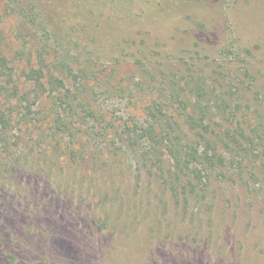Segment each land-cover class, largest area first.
<instances>
[{
  "label": "rangeland",
  "instance_id": "obj_1",
  "mask_svg": "<svg viewBox=\"0 0 264 264\" xmlns=\"http://www.w3.org/2000/svg\"><path fill=\"white\" fill-rule=\"evenodd\" d=\"M7 1L0 264H264V0ZM150 126L224 160L177 197Z\"/></svg>",
  "mask_w": 264,
  "mask_h": 264
},
{
  "label": "trees",
  "instance_id": "obj_2",
  "mask_svg": "<svg viewBox=\"0 0 264 264\" xmlns=\"http://www.w3.org/2000/svg\"><path fill=\"white\" fill-rule=\"evenodd\" d=\"M12 5L7 1L8 6H11V11L15 12L16 14H19L24 11V9H16L15 6H13L17 0H11ZM67 1V0H65ZM74 1V0H72ZM77 4L84 9L89 8L91 11L93 9L96 10H103L104 7H99L96 5V8L93 7L91 4L88 3L90 0H75ZM118 0H107V4L109 5L107 8H114L119 9L117 7ZM131 6H134V3H131ZM105 8V9H107ZM130 11V10H129ZM25 14V13H24ZM20 15V14H19ZM34 20V19H33ZM10 68L11 66L8 64V60L5 56L0 55V77L3 75H6L5 69ZM39 71V72H37ZM32 70L31 74H39L37 77L36 85L42 86V83L40 81L41 70ZM32 76V75H31ZM9 81H0V177L3 175H6L8 171L14 170L19 164L17 163L16 156H14L12 159L7 160L8 157L12 154L10 149V140L8 138V135H10V128L11 125L18 120L19 118L12 113V111H7V108L5 107V104L3 103V96L2 94L7 90L6 86L9 84ZM60 83V82H59ZM65 93L60 97L59 100L60 103L64 102L67 103ZM65 98V99H63ZM59 103V104H60ZM59 104H57V107H59ZM11 106V105H10ZM9 107V105H8ZM61 116V114L59 113ZM189 119L186 121V125L190 126L189 124L192 123L193 128H197L198 126H201V123L203 122V118H201V122H197L196 120L198 118H194L192 115H188ZM25 117V116H23ZM153 118H158L156 115L153 114ZM200 118V117H199ZM21 120V119H20ZM204 128V127H203ZM205 129V128H204ZM133 131H136L134 129ZM138 131V130H137ZM140 132L136 134V139H141L145 142L147 145V148L151 151H153L155 158H157L156 153L159 155H164V153L168 154L169 159L171 160V167L168 171H163L162 176L165 183L169 185V189L175 191L177 194V197L181 190L179 187L184 188L185 190L189 188V185H193V190H197L198 185L193 183V177L195 178H202L203 176H206L208 178V174L211 171L212 168H215L216 166H219L224 160V157L222 156V153L220 152L219 146L217 144L212 145L210 141H206V144L203 148H201L200 141H196V145L188 143V140L191 139L189 134L192 132H182L183 136L178 137V142H174L171 139L173 137L171 132L168 133H157L153 126L140 129ZM162 134V135H161ZM197 136L201 138H206L204 133H196ZM176 137V136H174ZM181 140L185 142H181ZM192 140V139H191ZM206 140V139H205ZM153 143L159 144L160 146H155ZM239 150L246 151V147L242 146ZM164 152V153H163ZM17 156V158H19ZM205 172V175L200 176L199 173ZM1 179V178H0ZM185 181V183H184ZM190 194V193H189Z\"/></svg>",
  "mask_w": 264,
  "mask_h": 264
}]
</instances>
